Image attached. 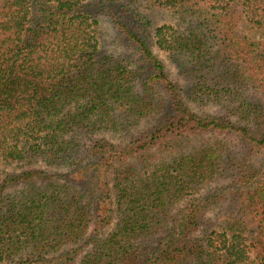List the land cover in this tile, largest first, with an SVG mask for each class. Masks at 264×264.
I'll list each match as a JSON object with an SVG mask.
<instances>
[{
	"label": "trees",
	"instance_id": "obj_1",
	"mask_svg": "<svg viewBox=\"0 0 264 264\" xmlns=\"http://www.w3.org/2000/svg\"><path fill=\"white\" fill-rule=\"evenodd\" d=\"M0 264H264V0H0Z\"/></svg>",
	"mask_w": 264,
	"mask_h": 264
},
{
	"label": "rangeland",
	"instance_id": "obj_2",
	"mask_svg": "<svg viewBox=\"0 0 264 264\" xmlns=\"http://www.w3.org/2000/svg\"><path fill=\"white\" fill-rule=\"evenodd\" d=\"M140 13L144 14V16L150 17V19L153 20L154 22V27L150 29L151 33H147L150 35L149 40L151 41V45L155 44V30L158 27L162 26H171V25H176L178 24V19L177 16L172 13L171 11L164 9L158 5H147L144 3L143 5L140 4ZM110 21H105L103 23V29L105 30V38H107L109 42V47L113 49L114 51H111L112 53H115L121 60L123 58L131 59L134 64L137 63L138 57L133 53V49L129 46L127 43H125V38L119 37L117 31L115 32L112 30L111 33L107 31V27H111ZM136 29H144L145 25L144 22L142 21L140 24L137 26H134ZM153 50L156 53V55L159 56V58L162 60L163 63L167 66L168 72L170 74V77L173 81L177 82L178 84L184 87L190 85L191 79L193 76L191 73V70L188 69V71H185L182 69V66L174 59L171 57L170 53L164 52V51H159L155 45H153ZM196 110L199 113L207 112L209 114H215V115H224L225 113V108L223 109L220 105L212 106V107H200L197 106L195 107ZM108 138H111L112 135L108 134ZM119 142V141H116ZM39 166H42L41 164Z\"/></svg>",
	"mask_w": 264,
	"mask_h": 264
}]
</instances>
